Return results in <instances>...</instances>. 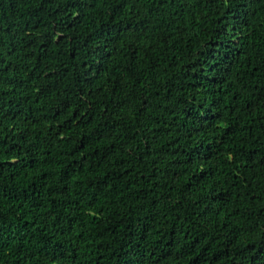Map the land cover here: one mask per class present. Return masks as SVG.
I'll use <instances>...</instances> for the list:
<instances>
[{
    "label": "trees",
    "instance_id": "1",
    "mask_svg": "<svg viewBox=\"0 0 264 264\" xmlns=\"http://www.w3.org/2000/svg\"><path fill=\"white\" fill-rule=\"evenodd\" d=\"M0 264H264V0H0Z\"/></svg>",
    "mask_w": 264,
    "mask_h": 264
}]
</instances>
